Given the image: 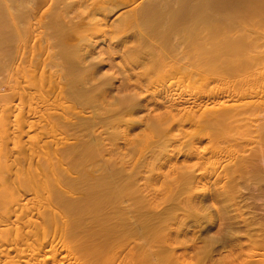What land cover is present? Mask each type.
<instances>
[{
  "label": "bare ground",
  "instance_id": "1",
  "mask_svg": "<svg viewBox=\"0 0 264 264\" xmlns=\"http://www.w3.org/2000/svg\"><path fill=\"white\" fill-rule=\"evenodd\" d=\"M51 1L52 4H50ZM94 1H96L95 4L91 5V3L89 4V0H84V3L80 0L83 5L86 4L91 6L89 15L94 17V20L91 19L93 22L90 20L91 23L82 24L79 20L80 17L77 21H74L69 14L68 18V13L70 11L68 8L72 5L71 1L0 0V73L4 69H8L6 67H8L11 62H15V60L16 62L22 61L24 55V58H26L25 51L28 46L30 47L31 43L33 44L36 40L38 41V39L41 38L39 39V42L40 40L42 41L40 44L43 43V45L45 44L49 49L52 48L55 50L52 56L50 53L49 57L51 61L49 62L48 60L47 67L51 65L55 69L52 72L49 68V79H55L57 82L60 80L57 85L60 88L58 92L61 97H59H64V99L74 102V108H76V106L78 108L81 103H88L94 106V109H102V113L97 115L94 114L96 117L98 116V120L94 117V120H86L89 122L87 123L84 122V118H79V122H81L80 119L83 120L81 122L82 125L78 126L77 123V127L73 129V131H75L71 133V130L69 131V125L76 121L75 118L73 117L74 119L72 121L70 112L64 111V109L60 113H49L54 108V105L49 102L47 105L37 104V102L40 103V100H37L38 98L32 99L35 95L31 92L34 89L31 84L24 89L16 86L12 92L2 96L4 99L3 101H8L10 103L15 99H20L19 101L23 103L26 91L28 88H32L29 92L33 96L27 91L29 95L27 96V100L28 97H31L28 100L30 103L26 108L20 105L22 103L18 101L16 102L22 107H18L15 103V109L8 106L6 108L13 109L14 114L16 113L15 116L23 122L22 126L19 124L20 121L17 122L18 124L12 125H17L16 127L20 125L21 127H19V130L17 128L18 131L13 134V137L10 136L12 137L10 140H12V142H18L26 138L27 141H24L25 143H33L34 150L40 148L45 154L41 159L44 161V165L37 163V166L40 165L41 167V170L36 169L37 171L40 170L38 171L39 173L34 174L31 172L34 175L31 173V175L27 174L29 177H25L26 179L23 180L22 186L15 187L14 185V187H12V190L15 191H11V187L9 188L0 184V205L11 202L14 206L13 209L7 213L8 215H5V217L1 215V221H10L11 223V220L15 217L16 219L13 222L17 221L18 224V219L20 218L17 213L18 211H20V214L23 213L24 217L30 218V220H33L31 218L35 215H37L39 219L41 218L42 222L40 225L42 231L40 235L43 233V236L42 239H39V236L35 238V234L34 238L36 240L38 239V241H33V244L34 242L38 243L39 240L44 241V244L43 248L38 245V247H36L37 249H46L49 245L55 246L54 243L56 240L53 238L54 234H52V231L55 233L57 226L64 223L67 225L68 223L70 228H68V232H66L67 235L65 233L64 237L66 236L68 241H73L78 238L77 242L79 241L78 243L81 242V244L74 243L77 245L75 249L77 247V251H82L86 259L91 261L90 264H115L117 261L118 246V249L122 245L125 246L126 242L131 241L132 238L146 239L148 243L160 242L158 243L160 245L165 241L168 227L165 223H163L162 226H158L157 222L159 217H156L155 214L151 212L149 213L143 200L137 197L138 190L136 186L138 182L135 179V173H127L124 171L125 169H123V167L117 166L116 161L112 159L114 149L112 146L114 145L113 138L117 133L111 135L109 138V147L106 146V143H104L99 134H94V132H96V125L100 123L113 125L114 123H119L124 120L116 113L114 115H106L113 108L110 106H101L103 103L102 97L109 93L108 89H104L102 84L96 80L95 76L100 70V67L97 66L98 61L89 62L87 59L91 52L88 49L93 47L91 46L93 45L91 44L92 36L90 35V37L89 33L99 30L101 24L110 26L109 29L112 34H114L113 36H115V38L117 34L119 36V33L115 31L117 28H115L116 24H111L109 23L110 21L107 20L108 17L110 18L109 15L112 14L111 12L115 11H113V9L111 10L109 6L117 0ZM138 1L139 0H128V2H132L133 5L130 6L132 8L128 7L129 10L126 9V14L124 13L122 14L124 16L121 15V17L118 18V21L121 22L126 29H130L131 31L130 33L128 32L129 34L123 31V33L127 35L124 38H122L123 36L119 38L121 39L119 41L128 43V41L137 40L139 44L135 47L134 51V47H131L134 53L131 58H136L139 60L138 62L142 61L143 64L145 63L144 66L142 64L145 68H148L146 66L149 63L148 71L145 70L147 71L145 72L147 74V80H143V77H145L143 75L140 76L143 81L141 80L139 83H137V79L135 83L133 82L134 80H132V84L135 85L133 88L142 89L145 83L155 81V79H157L156 75L159 76V74L164 72H169V80L172 79V77L174 79L176 77L175 75L180 74V76L182 75L181 78L184 77L186 80L190 79L194 81V83L195 81L203 80L205 85L207 84V86L204 87H208V83L213 84V87H215L213 91L211 90V93L209 92V95L207 94L208 96H204L201 99L198 97V99L192 98L191 95V97H187L177 94L169 87L168 90L166 89L167 91H165V94H163V92L160 93L164 95V99L158 100V97L156 98L155 96H158L157 93L155 94L152 92L151 95L149 94L152 91L150 86L151 89L150 92L148 91L149 93L147 90L144 93L143 90V93H147V96H149V101L153 104L152 106H154V108H157L159 105L160 107L162 106L161 108H164V110L162 109L163 112L159 113H162L160 117L158 114V120L160 122L155 126L153 125V131L156 134H164L163 136H166L159 141L157 146L165 151L168 145L171 144L170 142H172V139L176 137V134H174L175 137H170V133H172L173 129L181 128L187 123L189 125L198 126L199 129L201 128L202 134L206 133L210 140L214 138L215 142H219L222 139L221 143H225L226 140L224 139H230L229 136L233 134V131L236 133L235 131L240 128L244 123L243 121L246 120L245 117L249 116V114L252 113L250 111L256 108L254 104L251 107H248V104H246L247 106L245 104L241 105V103L237 105L242 99L251 97V94L256 95L253 91L237 92V90L233 91L234 89L229 90L221 86L224 84L229 85V83L241 86L246 83L250 84V81H255L257 83L260 82L263 77L262 75L264 74L261 75L258 68L264 65V52H262L264 51L262 46L264 45V0H142L139 1L140 3H137ZM49 4L54 7L58 5L60 7V5H62L64 8L62 12L65 11L62 15L60 14L57 16V14H54L51 10L58 9H52L53 7L49 6L47 7L48 10L45 9L47 10L46 12L43 11L48 15L42 12L43 15L41 19H37L38 16L36 17V15L38 13L40 14ZM48 11L52 14L50 13V15L47 13ZM55 13H57V11ZM99 13H102L101 19ZM97 15L99 16L98 22L95 21ZM56 16L57 18L53 20ZM81 17L83 18V16ZM84 20L85 19H83V21ZM97 26L98 28H96ZM114 28L115 30H113ZM118 28L121 27L119 26ZM122 30H124V27ZM87 31L90 32L87 33ZM110 31L108 30L109 34L112 35ZM31 46L33 47L34 45ZM260 48H262L261 51H259ZM112 50L114 51L115 49ZM54 56H57V60L52 61V57ZM22 62L24 66V60ZM136 63L133 64L136 66ZM19 65L21 66V64L18 63V66ZM137 69H140V67ZM258 73H260L261 76H257ZM142 74H144V71ZM140 77L138 80L141 79ZM123 80L125 82L121 84L120 88L132 87L130 85L131 82H129L130 79L128 80L127 76ZM19 83L21 82L19 81ZM24 85L27 86L26 83ZM137 89L135 91H137ZM138 91L142 92L141 90ZM138 91L134 94L132 92L133 97L128 101L129 103L126 101L128 103H125L127 109H124L123 113L126 111L127 114H132L133 110L135 111L136 109L135 107H138L141 100H144ZM62 94L65 95L62 96ZM138 94L141 96L140 100ZM147 96L145 97V101H148ZM46 97H49V95H46ZM30 99L32 101L36 99L37 102L32 103ZM230 100L237 103L228 104L227 102ZM11 104L13 103L11 102ZM148 104L147 102V105ZM119 105H121V103ZM133 105H135V107ZM144 105L140 107H144ZM147 105H145V107H147ZM119 107L121 108L122 106ZM119 107L116 108L118 109ZM245 107L247 108L245 109ZM76 109L74 110L72 106L71 112L73 114L76 112L80 113L81 110L76 111ZM114 109L112 112H115ZM13 112H11L12 115ZM247 112L250 113L247 114ZM11 113L9 112L10 116ZM245 113L247 114L246 116ZM11 117L10 122L13 121ZM18 119L14 120L18 121ZM52 120L59 122L57 125H53ZM138 121L141 120L138 119ZM130 122H137V119L133 118ZM35 129L38 131L37 137L31 135ZM262 129L264 130V122ZM262 135V137H264V131ZM71 136L77 141L75 140L76 143L70 146L67 141L68 139L70 141ZM206 139H208V137ZM218 139L220 140L218 141ZM156 140L157 139L154 141ZM207 142L213 143V141ZM234 142L236 141L234 140ZM61 144L62 146L59 147ZM226 145L224 144V146ZM56 146L57 148H55ZM209 147L208 145V150ZM263 147L260 145V148ZM163 151L159 152L157 156L158 161L162 158ZM186 154L189 156L188 152ZM170 158L171 157L166 161L171 162ZM262 160L264 159L262 158ZM38 161L39 160H37V162ZM45 161L47 163H45ZM54 161L56 162L54 163ZM43 166L45 167L42 168ZM62 166L65 167L62 168ZM196 166L197 165L194 167L196 168ZM49 167H51V169ZM194 167L193 169L192 167L191 169L186 168L188 170L182 168L184 171H182L179 178L177 177L173 182L172 180L169 182L173 184L176 183L177 185H175L179 187V190H191L195 184L199 182L197 181L196 175H194ZM208 168L209 165L206 169ZM252 169L254 170L255 167H252ZM262 171H264V169ZM167 182H165V184ZM166 185L168 186V184ZM175 185L173 186L175 187ZM10 192L12 194H10ZM14 192H16V194H14ZM28 192H30L31 195L28 194L25 197L27 201L20 203L21 205L19 204V208H17L18 205L16 204V200H20L18 197L24 196L25 193ZM133 199H136L133 206L132 204H124ZM3 212L4 211H2V213ZM30 220L27 219L28 222H30ZM20 221L19 219V222ZM13 222L12 224L14 225ZM53 227H55V229H53ZM148 243L147 246L145 243L140 245L139 251H141V254L139 253L138 256L140 257V264H164L163 258L157 251V253L152 252L155 256L157 254L156 260H151L149 254L151 255V251H153L154 248L150 251L149 245L152 243ZM157 243H153V245L156 246ZM29 245L31 246L32 244L30 243ZM30 246L28 249H35H31ZM69 247H66L65 250L67 252L69 251L71 254L74 247ZM75 249L74 251L76 252ZM120 250L119 252H121ZM49 251L50 250L46 249L43 258L40 259L41 256L37 259L34 258L36 251L27 253L28 250H26L25 253L29 255H27V258L24 255L26 258L25 261L27 264H48L46 256ZM55 251L58 253L60 252V254L62 252L58 249ZM53 253L54 251L50 252V255L48 254L52 259L55 258V254L53 255ZM19 255L17 256L19 257ZM72 258H74V255ZM17 260L18 259H16V261ZM57 262L63 264L62 261Z\"/></svg>",
  "mask_w": 264,
  "mask_h": 264
},
{
  "label": "rangeland",
  "instance_id": "2",
  "mask_svg": "<svg viewBox=\"0 0 264 264\" xmlns=\"http://www.w3.org/2000/svg\"><path fill=\"white\" fill-rule=\"evenodd\" d=\"M66 1H71L72 3V5L70 3L71 7H69L71 9L68 8V10H70L68 13V18L69 14L70 17L74 19V21H77L80 17L79 20L80 22H82V24H87L88 22L91 23L90 20H94V17L89 15V9L91 8V6L86 4L83 5L84 0H81L83 3L80 2V0H65V2ZM139 1L137 3H140ZM95 2L96 1L94 0H89V4L91 3V5L95 4ZM50 4H52V1ZM50 4L47 5L40 14L38 13L36 15V17L38 16L37 19H41L43 13L46 14L45 12L48 10L47 7H49ZM132 5V2L130 3L128 2V0H117L109 6L111 10L113 9V11H115L111 12L112 14L110 15L108 14L110 18L108 17L107 20H109V23L111 24H116L115 28H117L116 30L115 28L113 30L119 33V36L117 33H115L117 34V39L110 31V26H106L105 24H101V27H99V30H97L96 32L91 33L90 31H87V33H91H89V36H92L90 37L92 38L91 44H93L91 45L93 47L88 49L91 52L87 59L89 62L96 60L98 61L97 66L100 67V70L95 76L96 80L97 82L99 81L102 84L104 89H108L109 93L103 95L102 97L103 103L101 104V106H110L113 108L106 115H114L116 113L125 120V122L123 120L119 123H114L113 125L100 123L96 125V132H94V134H99L100 137H102L104 143H106V146L109 147V138L111 137V135H115V133H117V135H115V137H117L113 138L114 145L112 146L114 149L112 153V159L116 161L117 166L123 167V169H125L124 171H126L127 173H135L134 176L136 181L138 182L136 186L138 190L137 197L143 200L144 205L147 207L146 209H148L149 213L151 212L152 214H155L156 217H159V220L157 222L158 226H162L163 223H165V225H167L168 227L167 233L165 235V241H163L160 245L158 244L160 242H153L154 244L157 243L156 246H154L152 242V244L149 242L152 245V247L151 245H149L150 251L154 248V250L151 251V255L149 254L151 260H156L157 254L155 256L153 253L159 252L158 254L163 258L164 264H174L175 262V264H264V171H262L264 169V160H262V158L264 159V137H262V133L264 131L262 129L264 122V75H262L264 74V65L258 68V71L261 72V75L263 76L260 82L256 83L255 81H250L252 84L246 83L245 85L241 86L229 83V85L224 84L223 86H221L222 88L225 87L229 90H237V92L253 91L256 94H251V97L242 99L238 103L232 100L227 102L228 104L237 103V105H240V103L241 105L248 104V107H251L254 104L256 107L254 108V110L251 109L252 111L248 109L252 113L249 114L250 112H247L249 116H246L247 114L245 113L246 120L244 118L245 121H243V125H241L240 128L235 131L236 133H234V131L233 134L230 133V139H224L226 140L225 143H221L222 139L221 141H219L220 139H218L219 142L216 141V143L214 138H211L212 140H210L209 136L206 135V133L202 134L200 130L201 128L199 129L198 126L189 125L187 123L184 125L185 127L183 126L184 128L181 127L173 129L172 133H170V137H176L172 139V142H170L171 144L168 145V148L163 151L159 146H157V144L166 136H163L164 134H156L153 131V125L155 126L158 122H160L158 120V114L160 112H163L164 108H161L162 106L160 107V105L157 108H154V106H152L153 104L149 101V96H147V93L144 94L145 91L147 90V92H150V89L152 88V91L148 93L150 95L152 92L155 94L157 93L158 96L155 95L156 98L158 97V100H163V94H165V91H167L170 87L173 92L175 91V93L177 94H181L187 97L192 96V98L195 99L198 97L199 99H201L204 96H208L209 92L211 93L213 89H215V87H213V84L209 83L208 87H204L207 86V84L205 85V82L203 80H199L197 82L195 81L194 83V81H191L190 79L186 80L184 77L181 78L182 75L180 76V74L175 75L176 77L174 79L172 77V79L169 80V72H164L159 74V76L156 75L157 79H155V81L145 83L143 87L144 89L136 88L137 91H142L138 92L140 93V95H142V99L144 100H141L140 105H138L139 108L133 105L136 108V112L133 110L132 114H127L126 111V113H123L124 109H127L126 104H128V101H130L131 97H133L132 92L133 94L135 92L137 93V91H135L136 89L133 88L135 87V85L132 84L131 81L134 80L133 82L135 83L137 79V83H139L142 80V78L140 77L141 75L145 76L143 77V80H147V74L145 72H147L149 68V63H146V67L148 68H145L143 67L145 63L143 64L141 60V62H138V59L131 58L134 55L133 51L135 47L139 44L137 40L128 41V43L119 41L121 40L119 38H121L122 36V38L126 37L127 34L124 33H130L131 31L130 29H126L125 26H123L121 22L118 21V18H120L122 14H126V9L129 10V8H132L130 7ZM50 7H53L52 9H58L52 11L50 8L51 12H54V14H57V16L60 14L62 15L65 11L64 10L62 12V10L64 9L62 5H60V7L59 5L55 7L51 5ZM49 11L47 13L50 14L51 12ZM56 11L57 13H55ZM101 14L99 13L100 19L102 18ZM57 16L53 20H55ZM81 16H83V18ZM99 16H96V22H98ZM83 19L85 20L83 21ZM119 26L121 28H118ZM123 27L124 30H122ZM96 28H98V26ZM108 30L112 35L109 34ZM39 39L38 41L36 40L35 43H31V45L34 46H28L27 50L25 51L26 56L29 57L27 59V57L24 58L25 55L23 56L22 61L24 60V66L22 61H17L19 64H21V66H18V63L15 60V62H11L9 66L6 67L8 69H4L0 73V97L2 98H0V184H3V186L9 188L11 187V191H15L12 190V187H14V185L15 187L23 185V180L26 179L25 177H29L27 174H30L31 172L34 174L39 173L38 171L41 170L40 165L44 163V161L41 159L45 153L40 148L34 150L33 143H25L24 141H27L26 138L21 139L18 142H12V140H10V138L12 139L13 134L20 129L19 127L23 125V122L15 116L16 113L14 114L13 109H6L7 106L14 109L16 105H18V107L23 106L26 108L30 103V101L28 102V100L31 97H28L27 100V96H29L27 91L29 92V90H32V88H34L31 92L35 96H33L30 92L29 93L33 96L32 99L38 98L37 100H40V103L37 102L36 99L33 101L30 99L32 103L37 102V104L47 105V103L49 102L50 104L54 105V108L49 113H60L64 109V111L70 112L72 121L75 118L77 122L75 121L73 123H70L69 125V131L71 130V133L75 131H73V129L77 127V125H82L81 122L83 120H85L84 122L89 123V120H94L93 118L96 117L95 115L102 113V109H94V106H91L88 103H81L78 108L75 105L77 108L76 109L74 108V102L66 100L64 99V97L60 98L61 96L58 92L60 88L57 86L60 80L57 82V80L55 79H49L50 69L52 72L55 69L51 65L47 67L48 60L49 62L51 61V58L49 57L50 53L52 56L55 50L52 48L49 49L45 46V44L43 45V43L40 44V42L42 41L40 40L39 42ZM262 46L264 49V45ZM131 47H134L133 51ZM112 49L115 50L113 51ZM261 49L262 48H260L259 51H261ZM25 60L28 63H26ZM55 60H57V56L52 57V61ZM133 63H136V66ZM139 67L140 69H137ZM143 71L144 74H142ZM261 75L260 73L257 74V76ZM126 76L128 77V80L130 79L129 82H131L130 85L132 87L124 89L120 88L121 84L125 82L123 79L126 78ZM139 77L141 78L140 80H138ZM19 81L22 84L19 83ZM23 83H26L27 86ZM30 84L32 88H28V90L25 89L27 90V94L25 93L24 95L23 103L19 101L20 99L11 101L13 104H11V102L9 103L8 101H3L4 99L2 96L9 92H12V90L15 89L16 86L22 87V89H24ZM162 92L163 94H160ZM46 95H49V97H46ZM64 95L65 94H62V96ZM145 95L147 96L148 101H145ZM140 99L141 96L139 100ZM16 101H18L19 103L21 102L22 104L20 105L22 106H20ZM147 102L151 105H147ZM120 103L121 105H119ZM10 104L13 106H11ZM144 104L147 105V107H145ZM118 105L122 106L123 108H120ZM141 105H144V107H140ZM72 106L74 110L76 109V111L81 110L80 113L74 111L76 113L73 114L71 112ZM116 107H119L120 109H117ZM246 108L247 107H245V109ZM113 109L115 112H112ZM116 110L118 113L116 112ZM9 112H13L14 116L11 113V117ZM161 114H159V117ZM10 117L11 119L13 118L12 122H10ZM79 118L84 119H80L81 122H79ZM96 118L98 120V116ZM133 118L137 119V122H130V120ZM14 119H18V121ZM138 119L141 121H138ZM14 121L16 122L13 123ZM17 122H19L21 126H12L14 124H18ZM58 122L59 121H53V125H57ZM174 134L176 135L174 136ZM31 135H33V137H37L38 131H36L35 129ZM207 137L208 139H206ZM155 139L157 140L154 141ZM233 139L236 142H234ZM75 140L76 139H73V137L71 136L70 141L68 139L67 142L71 146L72 144L76 143L77 140ZM207 141H213V143ZM224 144L226 146H224ZM208 145L210 146L209 150L207 149ZM260 145L263 148H260ZM61 146L62 144L59 147ZM55 148H57V146ZM162 151L164 152L163 156L158 161L157 156L159 152ZM187 152L189 156L191 155L190 157L187 156ZM106 156L110 157L109 155ZM169 157H171V162L166 161L167 159H169ZM37 160L39 161L37 162ZM55 162L56 161H54V163ZM37 163H40V165H38L40 168L37 166ZM45 163L47 162L45 161ZM193 164L197 165L196 168ZM208 165L209 168L206 169ZM65 166H62V168ZM44 167L45 166H43L42 168ZM191 167L192 169L194 167V175H196L197 181L199 182H197L191 190L189 189L190 191L187 189L179 190V187H176L177 184L172 183L173 180L177 177L179 178L182 171H184L183 169L188 170L186 168L191 169ZM252 167H255V169L253 170ZM49 168L51 169V167ZM180 168L183 169L181 170ZM36 169L40 170L37 171ZM171 180L172 182H169ZM165 182H167L166 184H168V186L165 184ZM173 185H175V187ZM10 194L12 193L10 192ZM14 194H16V192H14ZM28 194H30V192L25 193L24 196L18 197V199L20 198V200H16V204L18 205L17 208H19L20 203L27 201L25 197ZM136 199L130 200L129 202L127 201L124 204H132L133 206V203L136 202ZM0 206V256H2L0 257V264H27L25 260L27 258V255L29 254L25 253L26 250H28L27 253L36 251L34 258L39 259L42 256L40 258L42 259L46 249L50 250L48 254L53 251V255L55 254L54 259L49 256L50 254H47L46 257L48 259V264H59L60 262L57 261H62L63 264L91 263V261L87 260L85 255H83L82 251H77V247L75 249V246H77L75 244H81V242H77L78 238L74 239L73 241H68L66 239V236L64 237L65 233L68 232V228H70L68 223L67 225L65 223L60 224L59 226H57V230L55 229V227H53V229H55V233L54 231H52V234H54L53 238L56 240L54 243L55 246L49 245V247L47 246L46 249H37L36 247H38V245L43 248L44 244V241L39 240V242L42 243L36 242V244L34 242V244H36L37 246H33V241L36 240L35 238L39 236V239H42L43 236V233L42 235H40V232L42 231L40 225V223L42 222L41 218L39 219V217L35 215L31 218L33 220H30V218L24 217L23 213L20 214V211H18L17 213L19 214L20 218H17L22 221H20L21 223L19 222V219L18 224L17 221L13 222L16 219L15 217L11 220V223L10 221L4 222L1 221V215L4 217L5 215H8L7 213L11 209H13L14 206L11 202H7L5 203V205ZM2 211L6 213H2ZM27 219L30 220V222H28ZM12 222L14 223V225L12 224ZM36 241H38V239ZM30 243L32 244L31 246L29 245ZM144 243L147 246L148 242L146 239L143 240L142 238H132L131 241L126 242L127 245H122L119 249L118 246L117 254L119 255L120 253V255L119 257L117 255V261L115 264H140V257L138 256L139 253L141 254V251L139 250L140 245ZM28 245L31 249H35H28ZM72 246L74 248L72 250V253L70 254V252H67L65 248H71ZM56 249L61 250V254L60 252H56ZM74 249L76 250V252L74 251ZM119 250L121 252H119ZM78 252H81L82 254ZM17 255H19V257ZM24 255L26 256V258L24 257ZM73 255L74 258H72ZM16 259H18V262L16 261Z\"/></svg>",
  "mask_w": 264,
  "mask_h": 264
}]
</instances>
